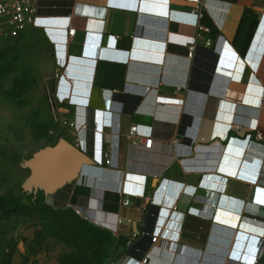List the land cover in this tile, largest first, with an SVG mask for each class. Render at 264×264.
<instances>
[{"label":"crops","instance_id":"obj_1","mask_svg":"<svg viewBox=\"0 0 264 264\" xmlns=\"http://www.w3.org/2000/svg\"><path fill=\"white\" fill-rule=\"evenodd\" d=\"M57 4L51 12L77 8L64 82L73 102H85L79 84L91 90L77 115L94 157L50 198L77 186L79 211L114 231L118 264H253L264 234V0ZM135 124L152 128L151 149L130 136ZM164 230L179 236L172 247L151 240Z\"/></svg>","mask_w":264,"mask_h":264},{"label":"rangeland","instance_id":"obj_2","mask_svg":"<svg viewBox=\"0 0 264 264\" xmlns=\"http://www.w3.org/2000/svg\"><path fill=\"white\" fill-rule=\"evenodd\" d=\"M64 69L44 31L0 41V264H115L114 231L73 203L38 195L35 155L67 139L50 101ZM68 140V139H67Z\"/></svg>","mask_w":264,"mask_h":264},{"label":"built area","instance_id":"obj_3","mask_svg":"<svg viewBox=\"0 0 264 264\" xmlns=\"http://www.w3.org/2000/svg\"><path fill=\"white\" fill-rule=\"evenodd\" d=\"M59 1H66L70 4H74L76 0H0V41L18 38L32 29H40L44 31L50 42L54 45L58 65L60 68L64 69L57 90L51 97L50 101L52 104H55L58 114L61 115L60 123L62 129L72 132L76 137L75 145L93 158V144L92 147H89V137L86 135V130L89 126V119L88 117H83L80 121L77 115L78 106L84 105L88 107L91 90L89 91L86 88V84H79L83 90V95L81 96L86 99L85 102H83V100L81 102H73L70 96L71 93L73 94V90H71L72 86L70 83H67V80L64 82V79H66L65 73L70 64L67 65V52L66 50L63 51V49L67 46L69 38L76 34L77 28L73 25V18L76 15L77 8H72L65 14L51 12L58 8L57 2ZM197 11L199 12L200 9ZM199 28L205 30L203 26H199ZM210 41L211 40L209 39L208 43H210ZM60 51L63 52L62 57ZM189 54L193 56L194 46H192ZM69 57L71 64L72 61L87 62L83 59H76L73 56ZM62 90H65L66 92L62 93ZM73 109L74 116L71 115ZM94 127L96 126L94 125ZM130 136H137L143 139L146 144L145 146L148 149L152 148L155 141L152 128H141L138 124L131 127ZM259 136L261 137V134H259ZM114 155V150L108 149L104 153V163L106 165H111L113 163ZM245 174L246 175L241 177L246 180L254 181V178H258L257 174L247 172ZM120 196L123 206H129L132 204L131 197L125 196L123 191H120ZM121 221L122 220L118 218V222L113 230H118V224L121 223ZM175 226H177V224H175ZM149 235L151 236L153 243H160L169 247L173 246L175 240H179V236L177 237L175 234L170 235L167 230L159 232L153 231L149 233ZM258 238L261 240L263 248L261 249V252L254 257L253 264L258 262L259 257L264 252V234ZM135 259V257L131 256L122 263L130 264V262ZM117 260H119V258ZM117 260L115 264H118ZM138 261L139 264H150L151 257L149 255H144L141 256Z\"/></svg>","mask_w":264,"mask_h":264},{"label":"water","instance_id":"obj_4","mask_svg":"<svg viewBox=\"0 0 264 264\" xmlns=\"http://www.w3.org/2000/svg\"><path fill=\"white\" fill-rule=\"evenodd\" d=\"M91 158L67 139H61L57 144L42 149L35 155V165L41 169V176L35 179L36 191H43L47 197L55 196ZM74 199L75 206L82 210L77 205L76 195Z\"/></svg>","mask_w":264,"mask_h":264},{"label":"trees","instance_id":"obj_5","mask_svg":"<svg viewBox=\"0 0 264 264\" xmlns=\"http://www.w3.org/2000/svg\"><path fill=\"white\" fill-rule=\"evenodd\" d=\"M38 195L44 197L45 196V193L43 191H39Z\"/></svg>","mask_w":264,"mask_h":264},{"label":"bare ground","instance_id":"obj_6","mask_svg":"<svg viewBox=\"0 0 264 264\" xmlns=\"http://www.w3.org/2000/svg\"><path fill=\"white\" fill-rule=\"evenodd\" d=\"M76 69V68H75ZM77 70V69H76ZM77 72V71H76Z\"/></svg>","mask_w":264,"mask_h":264}]
</instances>
